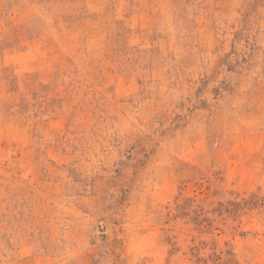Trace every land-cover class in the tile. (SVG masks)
<instances>
[{
  "label": "rangeland",
  "instance_id": "1",
  "mask_svg": "<svg viewBox=\"0 0 264 264\" xmlns=\"http://www.w3.org/2000/svg\"><path fill=\"white\" fill-rule=\"evenodd\" d=\"M0 264H264V0H0Z\"/></svg>",
  "mask_w": 264,
  "mask_h": 264
}]
</instances>
